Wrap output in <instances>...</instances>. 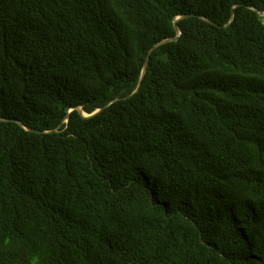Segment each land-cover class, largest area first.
<instances>
[{
	"label": "trees",
	"instance_id": "obj_1",
	"mask_svg": "<svg viewBox=\"0 0 264 264\" xmlns=\"http://www.w3.org/2000/svg\"><path fill=\"white\" fill-rule=\"evenodd\" d=\"M262 13L0 0V264H264Z\"/></svg>",
	"mask_w": 264,
	"mask_h": 264
},
{
	"label": "water",
	"instance_id": "obj_2",
	"mask_svg": "<svg viewBox=\"0 0 264 264\" xmlns=\"http://www.w3.org/2000/svg\"><path fill=\"white\" fill-rule=\"evenodd\" d=\"M261 15L264 16V13H262ZM188 17H190V16H182V17H180V19H181V18H188ZM176 28H177L178 33H179V35H180L181 32L179 31V29H178L177 26H176ZM172 40H173V39H167V40L161 41V42H159L157 45H155V46L151 49V51L149 52V55H148V57H147V60H146L145 66H144L143 74H145L146 71H147V69H148L149 60H150V57H151V54L153 53V51H155L158 47L162 46L163 44H166V43H168V42H170V41H172ZM101 111H102V110H99V111L95 112V113H94L93 115H91V116H94V115L100 113ZM69 112H70V111H69ZM82 114H83L85 117H91V116H89V115H86L83 111H82Z\"/></svg>",
	"mask_w": 264,
	"mask_h": 264
}]
</instances>
